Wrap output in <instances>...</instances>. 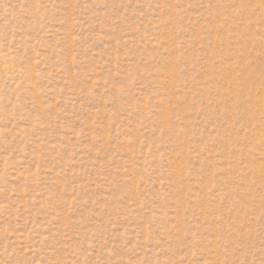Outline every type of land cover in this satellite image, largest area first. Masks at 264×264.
Returning a JSON list of instances; mask_svg holds the SVG:
<instances>
[{"label":"rangeland","instance_id":"1","mask_svg":"<svg viewBox=\"0 0 264 264\" xmlns=\"http://www.w3.org/2000/svg\"><path fill=\"white\" fill-rule=\"evenodd\" d=\"M0 264H264V0H0Z\"/></svg>","mask_w":264,"mask_h":264}]
</instances>
